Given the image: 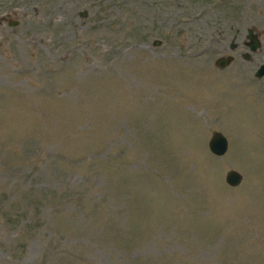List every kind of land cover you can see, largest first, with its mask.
<instances>
[{"label":"rangeland","instance_id":"1","mask_svg":"<svg viewBox=\"0 0 264 264\" xmlns=\"http://www.w3.org/2000/svg\"><path fill=\"white\" fill-rule=\"evenodd\" d=\"M263 62L264 0H0V264H264Z\"/></svg>","mask_w":264,"mask_h":264},{"label":"water","instance_id":"2","mask_svg":"<svg viewBox=\"0 0 264 264\" xmlns=\"http://www.w3.org/2000/svg\"><path fill=\"white\" fill-rule=\"evenodd\" d=\"M81 15L84 16L85 13H82ZM8 24L10 26H16L18 25V21L9 20ZM246 38L248 40L247 47L251 52H254L255 50H257V48H259L260 42L258 40V34L254 32L253 29L247 30ZM159 44H160L159 40H155L153 42V45H159ZM231 46H233V43L231 44ZM247 57H248L247 55H244V58ZM231 60H232L231 56L219 57L216 59L215 65L217 66V68L223 69L226 66H228ZM255 76L257 78L264 77V62L260 64V66L257 68L255 72ZM227 146H228L227 140L223 136V134H221L220 132L212 133L208 141V148L212 154L217 156H222L226 152ZM241 180H242V175L236 170L230 169L225 174V182L229 186H237L240 184Z\"/></svg>","mask_w":264,"mask_h":264},{"label":"bare ground","instance_id":"3","mask_svg":"<svg viewBox=\"0 0 264 264\" xmlns=\"http://www.w3.org/2000/svg\"><path fill=\"white\" fill-rule=\"evenodd\" d=\"M143 80H144V79H143ZM144 81H145V80H144ZM151 83H152V82H151ZM151 83H150V84H151ZM145 84H146V83H145ZM154 84H155V83H154ZM142 86H143V85H142ZM144 86H145V85H144ZM146 87H147V86H146ZM146 87H145V88H146ZM148 87H149V86H148ZM147 90H148V89H147ZM149 90H151V89L149 88ZM145 91H146V90H145ZM149 93H150V92H149Z\"/></svg>","mask_w":264,"mask_h":264}]
</instances>
